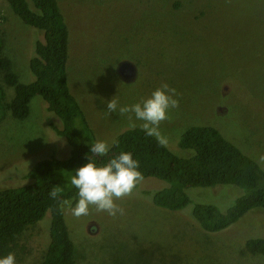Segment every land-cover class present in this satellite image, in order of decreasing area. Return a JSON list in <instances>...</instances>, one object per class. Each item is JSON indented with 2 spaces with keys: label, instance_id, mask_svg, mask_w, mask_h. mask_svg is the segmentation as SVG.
<instances>
[{
  "label": "rangeland",
  "instance_id": "rangeland-1",
  "mask_svg": "<svg viewBox=\"0 0 264 264\" xmlns=\"http://www.w3.org/2000/svg\"><path fill=\"white\" fill-rule=\"evenodd\" d=\"M68 29L67 84L96 140L109 146L129 127V113L108 112L147 97L162 83L176 89L179 104L160 123L165 147L192 154L177 141L190 126H211L264 170V0H56ZM1 55L21 83L31 81L28 60L41 33L24 25L0 0ZM128 61L136 76L123 82L117 65ZM0 87L12 96L11 88ZM134 119V118H133ZM141 128V121H135ZM51 126L60 123L34 96L25 119L0 120V188L25 182L22 175L69 147ZM166 183L143 178L115 203L123 214H71L61 205L78 264H264L243 252L248 238H264V211L245 214L233 226L205 233L187 209L170 212L151 197ZM193 202L228 203L238 190L227 185L186 190ZM227 203V204H228ZM226 208V207H225ZM224 210V209H223ZM48 243V215L22 234L15 264H40Z\"/></svg>",
  "mask_w": 264,
  "mask_h": 264
},
{
  "label": "trees",
  "instance_id": "trees-1",
  "mask_svg": "<svg viewBox=\"0 0 264 264\" xmlns=\"http://www.w3.org/2000/svg\"><path fill=\"white\" fill-rule=\"evenodd\" d=\"M3 2L24 25L37 29L41 40L33 43L28 60L32 79L21 83L10 72V61L1 55L0 37V79L12 90L6 102L0 87V120L7 112L15 119H25L30 100L39 96L59 121L60 128L51 129L64 139L69 151L63 159L50 154L34 163L22 175L25 182L0 188V255L12 252L18 238L48 215V243L40 264H78L60 201L74 202L76 190L70 185V177L86 162L85 154L92 156L89 145L97 138L67 84L68 29L56 0ZM177 145L192 154L178 157L159 145L155 137L145 136L142 128L134 127L121 131L109 146V153L95 159L107 162L119 152H131L143 178L166 183L152 194L153 205L170 212L187 209L205 233L233 226L250 211H264V170L217 129L190 126L181 133ZM223 185L237 189L238 195L229 203H218L220 207L193 202L186 192ZM53 191L56 198L50 195ZM243 250L251 257L264 259V238L246 239Z\"/></svg>",
  "mask_w": 264,
  "mask_h": 264
},
{
  "label": "clouds",
  "instance_id": "clouds-1",
  "mask_svg": "<svg viewBox=\"0 0 264 264\" xmlns=\"http://www.w3.org/2000/svg\"><path fill=\"white\" fill-rule=\"evenodd\" d=\"M176 89L167 83H162L150 95L141 98L131 105L119 106L114 99L107 102L108 112L120 115L129 113V127H136L135 121H141L140 127L145 136L155 137L159 145L165 146L167 137L161 134L160 123L166 120L171 109L178 106ZM134 118V119H133ZM109 145L103 140H97L89 145L85 154L86 162L74 169L70 177V185L76 190L74 202L61 200L62 206L69 207L73 216L88 215L90 206L96 211L106 212L115 216L123 214L115 201L132 194L136 186L143 180L139 171V163L131 152L122 151L112 156L107 162L97 161L95 157H105L109 153ZM53 198L56 192H50ZM0 264H15V256L9 252L0 255Z\"/></svg>",
  "mask_w": 264,
  "mask_h": 264
},
{
  "label": "water",
  "instance_id": "water-1",
  "mask_svg": "<svg viewBox=\"0 0 264 264\" xmlns=\"http://www.w3.org/2000/svg\"><path fill=\"white\" fill-rule=\"evenodd\" d=\"M115 73L123 82H131L136 76V69L132 63L122 61L117 65Z\"/></svg>",
  "mask_w": 264,
  "mask_h": 264
}]
</instances>
